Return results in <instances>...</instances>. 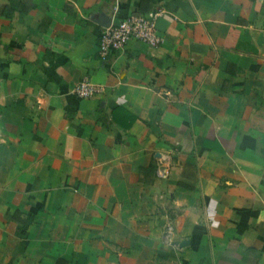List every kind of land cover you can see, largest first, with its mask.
Listing matches in <instances>:
<instances>
[{
    "label": "crops",
    "instance_id": "crops-1",
    "mask_svg": "<svg viewBox=\"0 0 264 264\" xmlns=\"http://www.w3.org/2000/svg\"><path fill=\"white\" fill-rule=\"evenodd\" d=\"M0 264H264V0H0Z\"/></svg>",
    "mask_w": 264,
    "mask_h": 264
},
{
    "label": "built area",
    "instance_id": "built-area-1",
    "mask_svg": "<svg viewBox=\"0 0 264 264\" xmlns=\"http://www.w3.org/2000/svg\"><path fill=\"white\" fill-rule=\"evenodd\" d=\"M164 9H155L146 13H132L126 17H118L116 14L102 30L99 40V51L102 58L125 48L133 39L143 41L151 46H158L163 42L158 29V19L164 14ZM103 90V87L91 80L84 78L78 82L73 91L82 98H91ZM158 172L161 176L168 174V166L160 163Z\"/></svg>",
    "mask_w": 264,
    "mask_h": 264
}]
</instances>
